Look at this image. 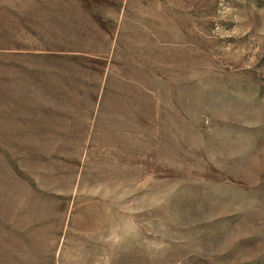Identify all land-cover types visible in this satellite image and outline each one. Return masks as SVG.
Returning a JSON list of instances; mask_svg holds the SVG:
<instances>
[{"label": "rangeland", "instance_id": "1", "mask_svg": "<svg viewBox=\"0 0 264 264\" xmlns=\"http://www.w3.org/2000/svg\"><path fill=\"white\" fill-rule=\"evenodd\" d=\"M0 264H264V0H0Z\"/></svg>", "mask_w": 264, "mask_h": 264}]
</instances>
